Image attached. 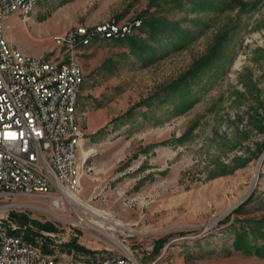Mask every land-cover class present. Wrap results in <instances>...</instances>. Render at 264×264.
I'll return each instance as SVG.
<instances>
[{
	"label": "rangeland",
	"instance_id": "rangeland-1",
	"mask_svg": "<svg viewBox=\"0 0 264 264\" xmlns=\"http://www.w3.org/2000/svg\"><path fill=\"white\" fill-rule=\"evenodd\" d=\"M7 19L13 46L50 57L57 35L141 22L79 50L76 193L108 219L18 199L13 221L34 246L64 259L264 264V0H41Z\"/></svg>",
	"mask_w": 264,
	"mask_h": 264
},
{
	"label": "built area",
	"instance_id": "built-area-1",
	"mask_svg": "<svg viewBox=\"0 0 264 264\" xmlns=\"http://www.w3.org/2000/svg\"><path fill=\"white\" fill-rule=\"evenodd\" d=\"M11 4L12 0H0V12L8 13ZM138 24L141 22L100 31L80 27L57 35L53 42L59 53L54 57L21 56L9 47L0 29V216L9 224H16L11 212L21 207L18 199L68 201L57 175L65 176V158L72 156H62L60 139L71 137L75 149L84 138L83 132H74L69 115H65L68 125H57V115H63L59 103L74 104L82 73L76 71L75 63H64L68 45L85 42L89 34L123 33ZM1 186H9L10 196H2ZM50 258H60V264H76L58 254H43L0 230V264H50ZM109 264H137V257L127 253Z\"/></svg>",
	"mask_w": 264,
	"mask_h": 264
},
{
	"label": "bare ground",
	"instance_id": "bare-ground-1",
	"mask_svg": "<svg viewBox=\"0 0 264 264\" xmlns=\"http://www.w3.org/2000/svg\"><path fill=\"white\" fill-rule=\"evenodd\" d=\"M41 0H12L11 8L8 10V13L6 12H0V29H1V35L4 36V38L7 39V42L9 43V47H12L14 52H19L21 56L24 57H31V55H27L23 53L21 50L13 46L6 35V27H5V21L8 17H10L13 13L19 12L22 15H24L26 18L29 17L37 8L38 4ZM28 5H30L28 7ZM102 26V25H100ZM111 25H104L102 27H98L97 29H87L89 31H100L105 28L112 27ZM138 27L140 24L137 25ZM137 27V28H138ZM135 26L128 27V29L123 33H104V34H89L88 38L85 39V42L78 43L76 45H68V56H64V63H75L76 71H81V78L79 83L75 86V102L73 105L67 104V103H59V110L63 113V115H57V125H68V117L65 115H69V122H72L74 125V132H80V126H79V119H78V104L80 97L82 95V86L85 82V72L83 70V67L79 60V50L82 46L89 45L91 42L95 41L96 39L102 38H115V37H126L130 35ZM54 41H57V37L54 38ZM80 151H81V143L76 144V148L74 149V145L71 144V137H62L60 139V152L62 156H72V158H65L64 161V175H57V184L62 186L66 195H70L68 198V202L71 205H76L80 207L81 211L87 214H90L91 216L100 218L103 221H106L108 218L106 217V213H102L95 208H93L90 205H86L83 200L78 196L77 189L79 187V175H78V168H79V161H80ZM257 174L258 170H255L254 180L255 183L257 180ZM252 188L249 189L251 191ZM248 191V193H249ZM1 193L3 195H9L10 196V188L9 186H1ZM234 206H231L228 208V211H230ZM75 213L78 215L79 218L81 217L80 211L74 209ZM81 220V219H80ZM104 223V222H103ZM102 227V226H100ZM0 230L7 231L9 237H12L13 239H19V241H24L35 250H40L43 254H47L43 252L40 248L34 246L30 241H28L24 234L20 232L21 227H19L17 224H9L7 220H5V217L0 216ZM24 230V229H23ZM111 238H113V235H110ZM120 258V256H111V257H105L101 259H70L71 262H74L76 264H109L110 262L116 261ZM50 264H60V258H50ZM137 264H142L137 259Z\"/></svg>",
	"mask_w": 264,
	"mask_h": 264
},
{
	"label": "trees",
	"instance_id": "trees-1",
	"mask_svg": "<svg viewBox=\"0 0 264 264\" xmlns=\"http://www.w3.org/2000/svg\"><path fill=\"white\" fill-rule=\"evenodd\" d=\"M13 217L16 218L17 216H16L15 214H13ZM25 238L27 239V237H25ZM27 240H28V239H27ZM28 241H29V240H28ZM30 242H31V241H30ZM46 251H48V250L46 249Z\"/></svg>",
	"mask_w": 264,
	"mask_h": 264
},
{
	"label": "snow or ice",
	"instance_id": "snow-or-ice-1",
	"mask_svg": "<svg viewBox=\"0 0 264 264\" xmlns=\"http://www.w3.org/2000/svg\"><path fill=\"white\" fill-rule=\"evenodd\" d=\"M10 138H15V137L13 136V137H10Z\"/></svg>",
	"mask_w": 264,
	"mask_h": 264
},
{
	"label": "crops",
	"instance_id": "crops-1",
	"mask_svg": "<svg viewBox=\"0 0 264 264\" xmlns=\"http://www.w3.org/2000/svg\"><path fill=\"white\" fill-rule=\"evenodd\" d=\"M8 20V19H7Z\"/></svg>",
	"mask_w": 264,
	"mask_h": 264
}]
</instances>
